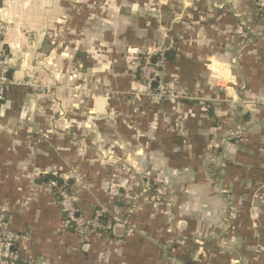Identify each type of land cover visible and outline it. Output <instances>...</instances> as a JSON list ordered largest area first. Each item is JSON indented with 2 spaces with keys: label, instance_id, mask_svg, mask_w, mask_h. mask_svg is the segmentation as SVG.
Here are the masks:
<instances>
[{
  "label": "crops",
  "instance_id": "1",
  "mask_svg": "<svg viewBox=\"0 0 264 264\" xmlns=\"http://www.w3.org/2000/svg\"><path fill=\"white\" fill-rule=\"evenodd\" d=\"M159 17L175 29L161 80L193 99L133 103L126 61ZM0 20L8 78L34 84L0 108V217L28 236L20 260L264 264V0H0ZM55 175L108 236L65 227Z\"/></svg>",
  "mask_w": 264,
  "mask_h": 264
},
{
  "label": "built area",
  "instance_id": "2",
  "mask_svg": "<svg viewBox=\"0 0 264 264\" xmlns=\"http://www.w3.org/2000/svg\"><path fill=\"white\" fill-rule=\"evenodd\" d=\"M7 28L8 27L0 20V38L6 32ZM26 35L30 41L33 35L28 31L26 32ZM165 53L166 50L161 52V58H163ZM148 59H151V57ZM9 62L10 58L7 52L2 48V42L0 41V108L5 100L7 91L11 86H34L32 82L29 81L15 82L10 80L8 78ZM153 83H156L157 85V82L154 81V79L149 80V89L153 88ZM162 94H167L168 97H173L178 101L189 99L188 93L182 88L174 89L166 87ZM212 162L215 163L214 161ZM46 185L53 192L59 213L67 229H71L82 240H85L91 233H95L97 236H108L112 227L110 224H102L100 222L99 217L101 214L95 215V217L90 220H86L80 216L79 211L74 205L73 193L66 184L65 179H61L59 176L55 175L54 179H50ZM262 187L264 189V184ZM27 239L28 236L26 234H17L8 230L3 223L2 217H0V264H15L19 261L20 257L16 250L17 246L19 243L26 241Z\"/></svg>",
  "mask_w": 264,
  "mask_h": 264
},
{
  "label": "rangeland",
  "instance_id": "3",
  "mask_svg": "<svg viewBox=\"0 0 264 264\" xmlns=\"http://www.w3.org/2000/svg\"><path fill=\"white\" fill-rule=\"evenodd\" d=\"M212 8H218V5L212 4ZM148 11H150V8H147ZM155 10V7L154 9ZM158 11V9H157ZM170 21H164L162 18L159 17V21L156 24L157 26V38L158 40L155 41L154 45H149L148 47L143 48L142 50H139L138 54L135 55V57H131L130 59H127V64L129 66V77L132 78L133 81L136 83L133 84V89L130 93H128L129 98H131L130 102L141 104L142 99H150L152 103L151 106L158 104L157 102H165L167 100H174L173 97H168L167 94H162L164 88L171 87V88H179L177 86V83L174 81L170 82H163L161 80V72L165 63L164 56L161 58V52L163 50H166V52L170 49V44H167L169 40L175 39V36L173 37L175 29L171 26ZM161 40V41H160ZM171 40V41H172ZM160 41V42H157ZM137 56V57H136ZM151 57V59H148ZM154 79V81L157 82L156 87L153 89H149L148 82L149 80ZM33 84V83H32ZM34 85V84H33ZM83 91H88L87 87H84L83 85L75 86L73 88V93L75 95H78L79 93H82ZM91 91V90H90ZM109 90H105V92H108ZM188 93V92H187ZM127 95V94H126ZM189 95V99H193L191 94ZM135 107V106H134ZM140 188L142 187L143 183H140ZM113 188V189H112ZM111 190L109 191L110 195H113L111 197H114L117 195V199H121L120 193L118 191V188L116 186H113ZM149 188H151L149 186ZM153 186V191L155 194H150L149 191L146 192L147 199H152L154 202H157V199H160L159 193L157 191V188ZM143 193V192H142ZM157 194V195H156ZM116 200V199H115ZM125 200L129 202L128 196H126ZM103 216V214H101ZM112 221H110L111 227L113 225L111 224Z\"/></svg>",
  "mask_w": 264,
  "mask_h": 264
},
{
  "label": "trees",
  "instance_id": "4",
  "mask_svg": "<svg viewBox=\"0 0 264 264\" xmlns=\"http://www.w3.org/2000/svg\"><path fill=\"white\" fill-rule=\"evenodd\" d=\"M172 55V53L171 52H166L165 53V55H164V60H165V62L166 61H168L169 59H171V56ZM165 64V63H164ZM180 88H182V87H180ZM182 89H184L185 90V88H182ZM187 91V90H186ZM184 101H187V100H184ZM189 101V100H188ZM50 178V177H49ZM50 179H54L53 177H51ZM99 220H100V222L102 223V224H108V223H110L109 221H107V219L105 218V216H100L99 217ZM111 230H112V228H111Z\"/></svg>",
  "mask_w": 264,
  "mask_h": 264
},
{
  "label": "water",
  "instance_id": "5",
  "mask_svg": "<svg viewBox=\"0 0 264 264\" xmlns=\"http://www.w3.org/2000/svg\"><path fill=\"white\" fill-rule=\"evenodd\" d=\"M152 87L155 88L156 87V83H153L152 84ZM15 264H27L26 262L22 261V260H19L17 261Z\"/></svg>",
  "mask_w": 264,
  "mask_h": 264
}]
</instances>
